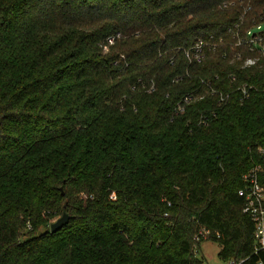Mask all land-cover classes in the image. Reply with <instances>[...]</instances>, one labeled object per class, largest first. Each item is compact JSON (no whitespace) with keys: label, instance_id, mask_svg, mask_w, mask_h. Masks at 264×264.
Listing matches in <instances>:
<instances>
[{"label":"trees","instance_id":"1","mask_svg":"<svg viewBox=\"0 0 264 264\" xmlns=\"http://www.w3.org/2000/svg\"><path fill=\"white\" fill-rule=\"evenodd\" d=\"M250 29L264 0H0V264H203V228L264 264L239 194L264 183Z\"/></svg>","mask_w":264,"mask_h":264},{"label":"built area","instance_id":"2","mask_svg":"<svg viewBox=\"0 0 264 264\" xmlns=\"http://www.w3.org/2000/svg\"><path fill=\"white\" fill-rule=\"evenodd\" d=\"M258 29H261V25L257 26ZM248 43L251 45L259 46V41L261 40L260 33L252 32V30L247 31ZM121 33L118 32L108 37V45H111L115 42L116 38L120 37ZM204 45L205 42L203 39H199L190 49L186 50V56L190 60L201 61L204 57ZM264 50V47L261 46ZM262 50V51H263ZM250 61V60H249ZM254 63L253 60L248 62V64ZM190 97H186L185 101L188 102ZM180 110L183 109V106L179 107ZM262 171L261 165H256L250 168L243 176L244 186L239 190V194L244 197V211L249 213L254 221L255 226V239L256 246L255 251L264 249V183L260 179V173ZM201 234L197 236V239L200 240L203 237H206L210 234V231L203 228L201 229ZM248 258L241 259H230L229 264H244Z\"/></svg>","mask_w":264,"mask_h":264},{"label":"rangeland","instance_id":"3","mask_svg":"<svg viewBox=\"0 0 264 264\" xmlns=\"http://www.w3.org/2000/svg\"><path fill=\"white\" fill-rule=\"evenodd\" d=\"M262 33H260L261 36ZM259 45L264 47V36L261 37L259 41ZM254 47V46H253ZM250 60V61H249ZM254 61V59L250 58L247 60L248 62ZM252 64V63H250ZM201 244V253L204 254V263L203 264H229L226 259L222 258L219 255V251L221 249L220 243L217 241H213L209 238V235L202 238Z\"/></svg>","mask_w":264,"mask_h":264},{"label":"water","instance_id":"4","mask_svg":"<svg viewBox=\"0 0 264 264\" xmlns=\"http://www.w3.org/2000/svg\"><path fill=\"white\" fill-rule=\"evenodd\" d=\"M70 220V214L67 211H64L63 214L58 217L56 220L51 222L50 228L43 231H39V235L47 234L49 231L56 232L62 227H64Z\"/></svg>","mask_w":264,"mask_h":264}]
</instances>
